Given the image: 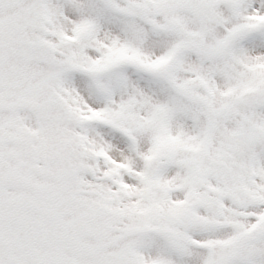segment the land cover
I'll list each match as a JSON object with an SVG mask.
<instances>
[{
    "label": "snow or ice",
    "instance_id": "6c2138e0",
    "mask_svg": "<svg viewBox=\"0 0 264 264\" xmlns=\"http://www.w3.org/2000/svg\"><path fill=\"white\" fill-rule=\"evenodd\" d=\"M0 264H264V0H0Z\"/></svg>",
    "mask_w": 264,
    "mask_h": 264
}]
</instances>
